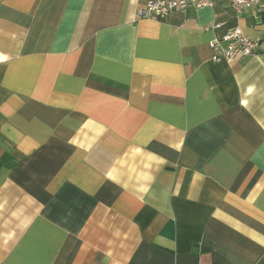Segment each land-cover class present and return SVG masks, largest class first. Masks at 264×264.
Wrapping results in <instances>:
<instances>
[{
    "label": "crops",
    "instance_id": "crops-1",
    "mask_svg": "<svg viewBox=\"0 0 264 264\" xmlns=\"http://www.w3.org/2000/svg\"><path fill=\"white\" fill-rule=\"evenodd\" d=\"M148 1L0 0V264H264V0Z\"/></svg>",
    "mask_w": 264,
    "mask_h": 264
},
{
    "label": "built area",
    "instance_id": "built-area-1",
    "mask_svg": "<svg viewBox=\"0 0 264 264\" xmlns=\"http://www.w3.org/2000/svg\"><path fill=\"white\" fill-rule=\"evenodd\" d=\"M228 6L237 14L249 6L259 7L262 0H225ZM190 7L197 9L215 7V0H150L143 10L138 12L140 19L160 20L168 17L175 11H185ZM240 28H235L221 38L210 43L214 52L213 61L232 62L240 57H253L258 54L259 44L243 35Z\"/></svg>",
    "mask_w": 264,
    "mask_h": 264
}]
</instances>
